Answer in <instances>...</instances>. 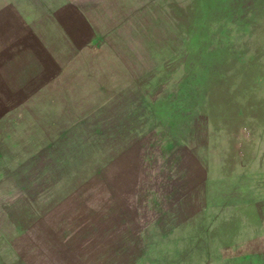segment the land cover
<instances>
[{"label": "rangeland", "instance_id": "1", "mask_svg": "<svg viewBox=\"0 0 264 264\" xmlns=\"http://www.w3.org/2000/svg\"><path fill=\"white\" fill-rule=\"evenodd\" d=\"M94 1L49 87L0 14V264H264V0Z\"/></svg>", "mask_w": 264, "mask_h": 264}, {"label": "crops", "instance_id": "2", "mask_svg": "<svg viewBox=\"0 0 264 264\" xmlns=\"http://www.w3.org/2000/svg\"><path fill=\"white\" fill-rule=\"evenodd\" d=\"M2 7L0 14L17 15L18 31L16 38L5 34L3 40L14 39L25 42L17 51L30 52L39 55V69L44 74L38 77L39 87H49L53 82L60 85V72L70 70L78 62H81L88 51H96L97 33L95 22L92 19L96 15L100 4L94 0H25L23 8L14 5L12 0H0ZM111 8L112 0H104ZM111 10V9H110ZM21 15H33L31 19L22 18ZM93 30L91 41L89 30ZM12 51V47L9 52ZM55 71V72H54ZM109 86H112V73L106 74Z\"/></svg>", "mask_w": 264, "mask_h": 264}]
</instances>
